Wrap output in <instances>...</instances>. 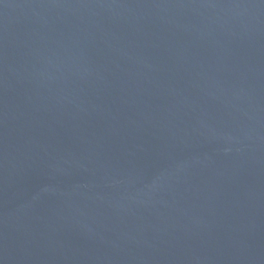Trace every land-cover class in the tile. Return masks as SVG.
<instances>
[{
    "label": "water",
    "instance_id": "water-1",
    "mask_svg": "<svg viewBox=\"0 0 264 264\" xmlns=\"http://www.w3.org/2000/svg\"><path fill=\"white\" fill-rule=\"evenodd\" d=\"M0 264H264V0H0Z\"/></svg>",
    "mask_w": 264,
    "mask_h": 264
}]
</instances>
